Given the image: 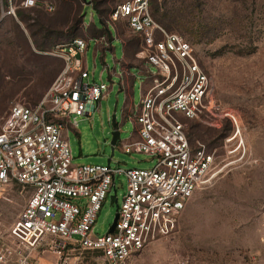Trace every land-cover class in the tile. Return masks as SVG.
<instances>
[{
  "label": "rangeland",
  "instance_id": "obj_1",
  "mask_svg": "<svg viewBox=\"0 0 264 264\" xmlns=\"http://www.w3.org/2000/svg\"><path fill=\"white\" fill-rule=\"evenodd\" d=\"M36 1L40 7L20 9L18 19L0 22V131L13 104L35 106L44 99L64 67L58 51L75 37L67 21L81 0ZM118 1L102 5L110 11ZM153 1L155 19L182 1L191 8L196 6L194 25L209 24L214 29L208 40L192 36V24L189 28L174 25L166 31L179 33L191 42L212 77L200 115L182 122L192 145L201 143L216 152L217 168L210 185L189 202L177 231L152 243L127 264H264V0ZM45 4L54 5V11L47 12ZM72 7L75 9L71 14ZM83 15L87 28L81 26L79 32L90 44L86 55L78 58L89 72L91 83H103L109 92L96 103L98 109L91 117L73 116L71 124L75 126L76 121L77 126L66 127L73 165L107 166L115 115L121 141L115 147L111 168L151 169L156 165L152 157L126 154L120 146L136 129L134 117L124 116L127 92L122 90V63L140 65L129 69V75L135 77L128 101L131 109L139 105L143 87L152 83L147 82L148 74L155 75L157 70L139 58V39L124 21L118 27L127 41L125 60L123 42L113 25L109 28L112 48L104 50L91 37L105 30L99 14L92 5L85 4ZM237 127L244 141L242 147L234 139ZM116 181L117 192L113 191L103 204L93 238L108 234L118 213L114 201L118 199L120 206L126 194V176L117 175ZM25 202L22 189L16 185L0 194V232L8 231ZM79 255L85 264H100L94 254ZM56 261L51 251L42 249L31 264Z\"/></svg>",
  "mask_w": 264,
  "mask_h": 264
},
{
  "label": "built area",
  "instance_id": "obj_2",
  "mask_svg": "<svg viewBox=\"0 0 264 264\" xmlns=\"http://www.w3.org/2000/svg\"><path fill=\"white\" fill-rule=\"evenodd\" d=\"M37 5L36 0L20 5L0 0V22L18 19L19 8ZM44 9L53 12L54 5ZM103 20L111 38V25L118 36L117 23L126 22L141 38L139 58L157 70L148 74L152 83L143 88L139 105L127 111L126 117L135 119V133L120 142L124 153L148 155L156 165L127 171L73 165L66 127L77 126L76 121L71 124L73 116L91 117L109 88L91 83L78 58L86 55L90 42L82 38L62 46L58 55L64 67L44 99L35 106L13 104L0 131V194L16 185L26 198L8 231L0 232V264H31L42 249L56 256V264H85L79 255L83 252L97 253L100 264H127L174 234L191 199L216 176V152L201 143L192 145L182 122L200 115L212 87L195 47L154 19L151 0H119ZM95 42L112 48L107 35ZM234 139L244 145L238 127ZM121 174L127 190L115 230L93 238L102 206L116 194Z\"/></svg>",
  "mask_w": 264,
  "mask_h": 264
},
{
  "label": "trees",
  "instance_id": "obj_3",
  "mask_svg": "<svg viewBox=\"0 0 264 264\" xmlns=\"http://www.w3.org/2000/svg\"><path fill=\"white\" fill-rule=\"evenodd\" d=\"M76 1H78V0H76ZM107 1H109V0H103V3H102L99 0H90L91 5L97 11V13L99 14L100 20L104 24V26H105V22H104L103 18L107 19L109 14L112 11V10L109 11V9L104 8V5H102V4H105ZM178 3H180L179 6L178 5L177 6L174 5L171 8L170 11H167V12H165V14H162L161 17H159V19H155V16H156V13H157V11H156V3L153 0H151V11H152V15H153L154 19L160 25L163 24L162 26L165 28V30L166 29H169V30L172 29L174 25L178 26V27H182V28H184L185 25H187L188 28H189L190 24H192L193 27L191 28V32H190L191 35L195 36V37H197V38H199L201 40H204V39L208 40L213 35L214 29H212L209 24H204V25L203 24H201V25L197 24V25H194L193 9L196 8V6H194V8H191V6L186 5L182 1H179ZM84 5H85L84 0L78 1V3L76 4V7H75L76 10H75V13H74L73 17H70V19L67 21V24L70 25V23H71V27H70L71 32H73L75 34V37L72 39L71 42H73L76 39H82L81 38V34H80L79 31H80V27L83 26V24H84V22H83V19H84L83 7H84ZM152 6L153 7L155 6V8L152 9ZM37 7H40V5L38 4L37 6L32 7V8H28V9H33V8H37ZM20 9L28 10V9H25V8H19L17 14H19V10ZM74 9L72 7L71 14L73 13ZM104 13H107V14L103 15ZM20 15L23 18L22 13H20ZM119 22H121V21H119ZM165 22H167L168 25ZM118 23H117L118 37L123 42L124 53H125V58H126L127 41L121 37L122 33L120 34ZM133 34L136 35V37H138L139 42L141 44V38L139 37V35H137L135 33H133ZM98 35H99V37L103 36V35H107L109 38L111 37L109 32H107L106 29L103 30L102 33H100V34H94V36H98ZM94 36H91V37H94ZM143 63H144V61H143ZM134 66H140V65H133L131 63H122V67H124V68H131V67H134ZM127 111H128L127 109L124 110V116L125 117L127 115ZM188 137H189V135H188ZM189 139H190V137H189ZM83 253H88V254L91 253V254H94L96 256L98 255L95 252H83Z\"/></svg>",
  "mask_w": 264,
  "mask_h": 264
},
{
  "label": "water",
  "instance_id": "obj_4",
  "mask_svg": "<svg viewBox=\"0 0 264 264\" xmlns=\"http://www.w3.org/2000/svg\"><path fill=\"white\" fill-rule=\"evenodd\" d=\"M84 2H85V4L91 5V3L88 0H84ZM111 126L113 128L112 133H111L112 139H111V143H110L111 144V156L108 159L107 166H110L111 165L112 158L115 155V147H116L117 143L119 142V140H121V132L118 129V124L116 122L115 115L112 117ZM114 202H115L117 208H119L118 199H115ZM118 218H119V215L117 213L116 214V217H115V220H114V223H113V225L109 229V232L110 233H113L114 232L115 227H116V224H117V221H118Z\"/></svg>",
  "mask_w": 264,
  "mask_h": 264
},
{
  "label": "crops",
  "instance_id": "obj_5",
  "mask_svg": "<svg viewBox=\"0 0 264 264\" xmlns=\"http://www.w3.org/2000/svg\"><path fill=\"white\" fill-rule=\"evenodd\" d=\"M92 22H94V21H92ZM83 27L86 30L87 26L85 24H83ZM105 29H106V27H105ZM94 37L95 38L96 37H99V35L98 36H94ZM101 47L103 49H105L104 46H101ZM105 50H108V49H105ZM124 59H125V56H124ZM123 62H124V60H123ZM129 69L130 68H124V67H122V70L124 71V75L122 76L123 79H124L122 90H125L127 92V103H126V106H125L124 110L125 109L131 110V107L128 106L129 105L128 101L130 99V94L132 92V84H133V82L135 80V77L134 76L131 77V75H129ZM146 86H148V84ZM146 86H144L143 88H145Z\"/></svg>",
  "mask_w": 264,
  "mask_h": 264
}]
</instances>
